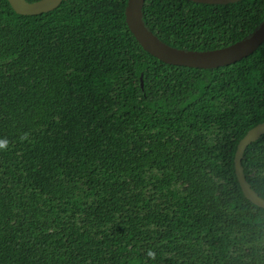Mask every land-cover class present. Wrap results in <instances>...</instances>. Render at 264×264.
<instances>
[{
    "label": "trees",
    "instance_id": "16d2710c",
    "mask_svg": "<svg viewBox=\"0 0 264 264\" xmlns=\"http://www.w3.org/2000/svg\"><path fill=\"white\" fill-rule=\"evenodd\" d=\"M127 1L23 15L0 0V264H264V208L234 165L264 121V42L215 68L168 64ZM143 19L215 49L250 34L264 0H145ZM242 165L264 197V133Z\"/></svg>",
    "mask_w": 264,
    "mask_h": 264
},
{
    "label": "water",
    "instance_id": "95a60500",
    "mask_svg": "<svg viewBox=\"0 0 264 264\" xmlns=\"http://www.w3.org/2000/svg\"><path fill=\"white\" fill-rule=\"evenodd\" d=\"M16 13L23 15H36L55 9L62 0H8ZM200 3L226 4L239 0H191ZM145 0H128L125 9L128 27L142 45V47L158 57L160 60L174 65H185L199 68H215L228 65L249 55L264 42V19L244 38L215 49L194 50L178 48L161 40L145 24L143 19V6ZM141 85L143 77L141 76ZM264 133V121L250 128L238 142L234 165L239 184L244 195L254 204L264 208V197H262L247 180L242 158L248 145L257 140Z\"/></svg>",
    "mask_w": 264,
    "mask_h": 264
},
{
    "label": "clouds",
    "instance_id": "9594fccd",
    "mask_svg": "<svg viewBox=\"0 0 264 264\" xmlns=\"http://www.w3.org/2000/svg\"><path fill=\"white\" fill-rule=\"evenodd\" d=\"M7 146V141L6 140H0V149H3Z\"/></svg>",
    "mask_w": 264,
    "mask_h": 264
}]
</instances>
